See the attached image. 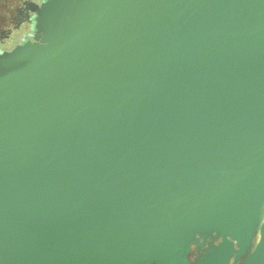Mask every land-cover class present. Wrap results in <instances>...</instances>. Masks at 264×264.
Here are the masks:
<instances>
[{
	"label": "water",
	"instance_id": "obj_1",
	"mask_svg": "<svg viewBox=\"0 0 264 264\" xmlns=\"http://www.w3.org/2000/svg\"><path fill=\"white\" fill-rule=\"evenodd\" d=\"M33 37L0 56V264H264V0H44Z\"/></svg>",
	"mask_w": 264,
	"mask_h": 264
},
{
	"label": "flooded vegetation",
	"instance_id": "obj_2",
	"mask_svg": "<svg viewBox=\"0 0 264 264\" xmlns=\"http://www.w3.org/2000/svg\"><path fill=\"white\" fill-rule=\"evenodd\" d=\"M44 0H0V56L26 41L35 42V15ZM195 257L193 261H195Z\"/></svg>",
	"mask_w": 264,
	"mask_h": 264
}]
</instances>
